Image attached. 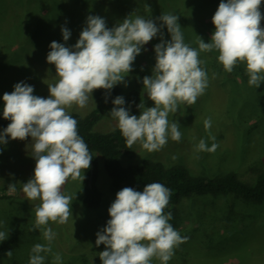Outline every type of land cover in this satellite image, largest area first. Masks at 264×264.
Returning a JSON list of instances; mask_svg holds the SVG:
<instances>
[{
  "label": "clouds",
  "instance_id": "1",
  "mask_svg": "<svg viewBox=\"0 0 264 264\" xmlns=\"http://www.w3.org/2000/svg\"><path fill=\"white\" fill-rule=\"evenodd\" d=\"M261 4L262 0H221L212 17L215 31L208 43L198 36L199 50L185 43L177 15L161 14L158 26L157 20L132 13L112 28L107 27L105 19L89 15L73 47L56 41L50 44L47 63L55 66L57 82L48 85V98L33 95L34 87L24 82L15 84L11 93H4L3 119L10 123L0 132V145H6L8 138L24 141L31 137L34 175L23 184L22 191L27 200L40 201L34 209L32 230H40L47 241L46 245H34L29 264H44L41 253L52 252L56 234L49 223L63 225L73 217L72 196L63 193V186L69 179L83 182L82 170H88L93 160L78 133L77 120L67 109H83L94 90L110 92L124 83L136 57L159 33L161 42L154 48L155 67L151 77L145 76L142 81L154 107L146 108L141 100L137 106L140 115H131L124 98L118 96L110 114L117 120L128 148L139 143L151 153L160 151L169 137L179 142L180 125L168 117L178 111L180 104H195L208 88L201 52H218V62L227 73L244 64L249 86L257 89L264 82ZM165 26L171 37L167 41L162 33ZM61 33L67 42L70 30L62 27ZM211 125V118L205 119V129ZM210 139L215 141L214 136ZM218 147L217 143L209 147L201 139L196 150L213 153ZM7 190L15 192V184H9ZM169 199L170 189L161 183L146 184L143 191L125 187L117 192L108 209L110 219L96 234V246L105 245L99 253L101 264H151L153 258L168 264L175 249L188 239L169 223L172 214H164ZM8 234L9 231H0V241L8 239ZM6 255L10 257L12 251ZM53 255L54 264H61V256Z\"/></svg>",
  "mask_w": 264,
  "mask_h": 264
},
{
  "label": "rangeland",
  "instance_id": "2",
  "mask_svg": "<svg viewBox=\"0 0 264 264\" xmlns=\"http://www.w3.org/2000/svg\"><path fill=\"white\" fill-rule=\"evenodd\" d=\"M98 2L105 3V7L99 11L81 8L70 0H0V108H4V93H11L14 85L20 82L33 86V95L49 97L48 85L57 82L55 66L47 63L50 44L56 41L66 47H73L86 26L89 15L105 19L108 28L123 22L132 13L133 16L154 20L161 16L160 8L153 6L148 7L150 10L140 9V0ZM263 10L264 0L261 4V11ZM126 12L128 14L125 15ZM62 27H67L71 32L67 42L63 40ZM261 27H264V20L261 21ZM168 36L171 39L170 34ZM160 40L158 33L157 37L144 46L132 65L133 71L125 77L124 83L117 85L118 96L125 98L135 92L138 95L137 106L143 100L146 108L154 107L143 89L142 81L145 76L152 75L156 62L154 48ZM207 73L209 86L204 95L195 104H180L176 113L169 114V121H176L180 125L181 140L176 142L169 137L168 143L160 151L151 153L137 143L131 147L130 154L120 158V162H123L121 164L137 165L146 159L159 161L167 167L181 166L193 174L211 176L233 171L242 181L251 182L254 179L256 172L264 166V117L256 115V111H263V108L254 96L247 98L244 91L239 93L226 85L224 78L230 80V75L225 74L224 77L217 69L207 70ZM94 107L92 94L87 107L80 109L73 106L67 112L84 117ZM139 115L137 107L136 116ZM208 118H211L212 125L206 130L204 121ZM116 128L118 122L115 118L103 117L93 125L92 130L96 133H107ZM4 129H0V132ZM210 136H214L215 141ZM201 139L209 147L212 143H217L219 147L213 153L197 151ZM31 143V137L24 141L8 138L6 145H0V231H9L8 239L0 241V264H29L34 245L47 244L40 230H32L35 221L34 209L40 205V201L27 200L22 191L23 184L34 175L35 160L31 156ZM92 155L97 163L96 186L104 196L103 204L97 208L84 207L81 203L83 182L71 179L66 182L62 191L65 195L72 196L73 217L63 225L49 223L48 226L56 235L51 242L52 252L41 253L45 256L44 264H54L53 254L56 253L62 258L61 264H80L79 254L85 255L88 264H96L93 259H89L90 249L95 250L98 256L105 250L103 244L96 246V234L106 227L110 219L108 209L120 190H110L100 155L95 152ZM81 174L83 175V170ZM9 184H15V192H8ZM226 206L228 211H222L223 216L219 213L216 221L211 217H204L201 220L205 222L203 227L198 225L196 217L190 212L191 207L208 210ZM181 210L176 221V230L188 239L175 249L168 264H186L177 254L186 243L196 245L199 249L196 250L197 253L193 251L194 247L191 249L200 256L196 257L199 261L194 264H264V203L249 206L245 201L233 199L193 198L183 201ZM209 223L215 224L207 226ZM204 231H222L223 237L219 245L215 246L206 240ZM226 231L229 232V241L228 237L225 238ZM9 251H12L10 257L6 255ZM192 252L183 253V259L192 257ZM211 255L219 257L220 261H226L211 263L206 258H211ZM151 264L162 262L153 258Z\"/></svg>",
  "mask_w": 264,
  "mask_h": 264
},
{
  "label": "trees",
  "instance_id": "3",
  "mask_svg": "<svg viewBox=\"0 0 264 264\" xmlns=\"http://www.w3.org/2000/svg\"><path fill=\"white\" fill-rule=\"evenodd\" d=\"M76 3L81 8H91L93 10H101L105 7V3L98 2V0H70ZM108 1V0H105ZM140 9L145 10L148 7L160 8L161 14H173L178 16V24L180 25L184 41L190 47L198 49V36L204 40L205 43L210 42L211 36L215 31V27L212 23V17L218 9L221 0H140ZM226 2V0H225ZM147 5V6H146ZM103 7V8H102ZM124 10V8H123ZM264 14V10L261 11ZM128 12L125 13V15ZM184 14V15H181ZM183 16V17H182ZM157 19V18H155ZM159 25V21H158ZM163 39L170 40L167 27L162 29ZM160 39V34H159ZM161 42V40H160ZM219 53L213 50L212 52H201L200 59L206 63L201 66L205 70H216L225 77L230 75L232 79L228 80L224 78L226 85H229L231 89H234L240 93H247V98L254 96L255 100L263 108V111H256L258 116L264 117V82L261 83L259 88L249 86L248 76L246 75L245 65L238 64L231 73H227L223 70L222 65L218 62ZM249 89H246V88ZM254 93L255 95L251 94ZM119 88L114 86L110 92H106L103 89L94 90L93 98L95 101L94 109L86 116L81 117L74 113H69L78 122V133L88 145L89 151L92 155L93 152L98 153L102 160L103 171L108 177L109 188L113 192H117L125 187H130L136 191H143L146 184L149 183H161L168 189H170V199L168 206L164 209V214H172V219L169 221L176 229V221L179 219L182 212L183 201H188L193 198H222L223 200L233 199L237 201H245L247 205H261L264 203V166L259 169L254 179L251 182L242 181L238 178L233 171H225L221 174L214 175H199L189 172L186 168L181 166L167 167L159 161L154 160H142L137 165L121 164L120 158L124 155L131 153V148L126 145L125 139L122 137L118 128L111 130L107 133L93 132V125L100 118H113L110 114L113 105V100L118 97ZM136 99L138 95L134 92L124 98L125 107L129 109L131 115H137ZM107 100V102H106ZM264 120V119H263ZM262 120V121H263ZM10 121L3 119V108H0V129L7 128ZM90 168L83 170L85 179L82 183L83 195L81 197V203L87 208H97L100 204H103V194L96 186L97 183V163L92 155ZM123 163V162H122ZM202 207V206H201ZM204 208V207H203ZM226 207L212 208L206 210L191 207V214L195 216L199 226H204V217H211L213 221H216V217L227 210ZM228 211V210H227ZM221 216V218H222ZM215 224V223H214ZM213 223L206 224L207 226L214 225ZM229 228V227H228ZM231 228V227H230ZM205 232V231H204ZM226 231V237L230 240L229 232ZM222 231H212L206 233V240L212 242L215 246L219 245L221 241ZM203 235V233H202ZM252 236V234H251ZM191 244V243H189ZM184 244L186 251L183 252V248L180 253H177L179 259L185 260L186 264L198 263L196 257H200L196 250H199L195 245ZM189 245V246H188ZM193 248V251L191 249ZM91 251V253H90ZM88 255L89 259H93L96 264H101V260L97 252L90 249ZM192 252V257L183 259V253ZM2 253V247L0 246V254ZM80 264H88L84 254H79ZM194 258H196L194 260ZM207 258V261L213 263V261H220L219 257L211 255V258ZM188 259L190 262H188ZM92 260V261H93ZM194 260V261H193ZM201 261V260H200ZM220 261V262H225ZM203 262V261H202ZM94 264V263H91Z\"/></svg>",
  "mask_w": 264,
  "mask_h": 264
}]
</instances>
